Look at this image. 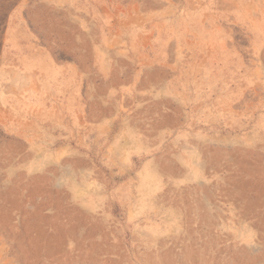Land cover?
<instances>
[{
	"label": "rangeland",
	"instance_id": "374dc122",
	"mask_svg": "<svg viewBox=\"0 0 264 264\" xmlns=\"http://www.w3.org/2000/svg\"><path fill=\"white\" fill-rule=\"evenodd\" d=\"M0 264H264V0H0Z\"/></svg>",
	"mask_w": 264,
	"mask_h": 264
}]
</instances>
